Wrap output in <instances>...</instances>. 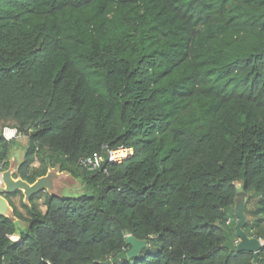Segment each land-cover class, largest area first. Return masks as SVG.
Returning a JSON list of instances; mask_svg holds the SVG:
<instances>
[{
	"label": "trees",
	"instance_id": "trees-1",
	"mask_svg": "<svg viewBox=\"0 0 264 264\" xmlns=\"http://www.w3.org/2000/svg\"><path fill=\"white\" fill-rule=\"evenodd\" d=\"M6 127L15 179L82 192L6 195L0 264H101L129 235L148 247L118 264H254L223 246L239 192L264 264V0H0L2 172ZM118 147L134 154L81 165Z\"/></svg>",
	"mask_w": 264,
	"mask_h": 264
},
{
	"label": "water",
	"instance_id": "water-1",
	"mask_svg": "<svg viewBox=\"0 0 264 264\" xmlns=\"http://www.w3.org/2000/svg\"><path fill=\"white\" fill-rule=\"evenodd\" d=\"M14 172L11 168L4 171L0 177V215L10 216L12 214L9 202L6 199V195L15 194L19 191L23 192L25 202H29L32 197L41 192H49L51 194L55 191L54 182L57 179L63 177V173L57 171H50L46 176L39 178L35 183L29 184L21 178L15 179L13 177ZM235 215L237 217V223L235 225V231L237 240H233L229 233L224 230L225 243L224 247L232 252H250L254 255V264H257L260 257V251L263 246L261 239L255 237H249L244 228L247 223L246 216V202L245 193H238V200L235 206ZM223 217V212L220 214V218ZM217 227H220L218 224ZM126 243L131 246V249L127 252L124 251L118 254L115 258L102 262L101 264H118L121 260H132L137 258L143 249L148 247V241L138 240L134 236L129 235L126 238Z\"/></svg>",
	"mask_w": 264,
	"mask_h": 264
},
{
	"label": "rangeland",
	"instance_id": "rangeland-1",
	"mask_svg": "<svg viewBox=\"0 0 264 264\" xmlns=\"http://www.w3.org/2000/svg\"><path fill=\"white\" fill-rule=\"evenodd\" d=\"M3 132H4V135L8 137H10L13 133L16 134V137L11 139V140H15V146L13 148V151L11 154L12 156L10 159V162L12 163V166H10V168L12 169V171H15L17 167V163H20L23 160L24 150H23L22 145L24 144L25 139L22 136L18 135L16 129H13L10 127H6ZM81 192H82V189H81L80 181L75 178H72L70 175L65 174L63 175L62 178L57 179V184H56L55 191H54V193H56L57 195L77 196V195H80ZM12 200L14 202L13 204H16L19 210L23 211V203L25 202V197L23 196L22 198L20 196H15L12 198ZM12 210H13V207L11 206V211Z\"/></svg>",
	"mask_w": 264,
	"mask_h": 264
},
{
	"label": "built area",
	"instance_id": "built-area-1",
	"mask_svg": "<svg viewBox=\"0 0 264 264\" xmlns=\"http://www.w3.org/2000/svg\"><path fill=\"white\" fill-rule=\"evenodd\" d=\"M16 137L13 133L10 137L6 136L8 140ZM134 154V149L131 147H118L116 149H109L106 155V159L100 155H93L81 159V165L89 171H96L102 168L105 160L108 163L120 164L125 160L129 159ZM2 171H0V177L2 176Z\"/></svg>",
	"mask_w": 264,
	"mask_h": 264
},
{
	"label": "crops",
	"instance_id": "crops-1",
	"mask_svg": "<svg viewBox=\"0 0 264 264\" xmlns=\"http://www.w3.org/2000/svg\"><path fill=\"white\" fill-rule=\"evenodd\" d=\"M18 165H19V163H17V167H16V170H17V168H18ZM11 166H12V163H11ZM13 168V167H12ZM16 170L15 171H13L14 173L16 172ZM63 175H65L64 173H63ZM56 184H57V180L54 182V185H55V187H56ZM11 207V206H10Z\"/></svg>",
	"mask_w": 264,
	"mask_h": 264
}]
</instances>
